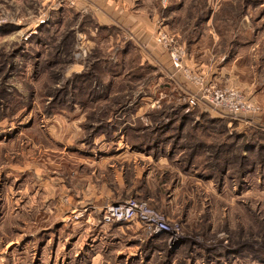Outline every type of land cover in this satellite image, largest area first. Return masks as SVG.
<instances>
[{"label":"rangeland","instance_id":"obj_1","mask_svg":"<svg viewBox=\"0 0 264 264\" xmlns=\"http://www.w3.org/2000/svg\"><path fill=\"white\" fill-rule=\"evenodd\" d=\"M226 89L254 110L214 107ZM117 141L164 163L139 157L116 179L122 159L103 165L97 151L107 142L112 157ZM71 164L78 171L64 175ZM175 170L193 179L176 189ZM47 171L72 194L57 185L52 200L34 201L32 179ZM100 179L126 182L119 201L92 197ZM138 193L178 230L173 243L161 235L152 264H264V0H0V264H78L134 242L138 256L160 235L99 223Z\"/></svg>","mask_w":264,"mask_h":264},{"label":"crops","instance_id":"obj_2","mask_svg":"<svg viewBox=\"0 0 264 264\" xmlns=\"http://www.w3.org/2000/svg\"><path fill=\"white\" fill-rule=\"evenodd\" d=\"M141 21H143V23L144 22L146 23L145 19H142ZM192 119H194V121H197L198 118H192ZM126 134H125V136L128 137L129 133H126ZM116 144L119 146V148H116L115 152L111 153L112 157L109 156V150L108 149L106 150V146H109V143H107V142H106V144L104 143L102 146H100L98 151H97V153L100 152L102 154L101 155L102 161L100 163L103 165L108 163L105 160L106 158L113 159V157H116L118 159H122V161L112 162L115 165V167H114V165H112V167H114V169L117 171L115 174L116 179H118L119 177L128 176L129 172L132 171V169H134L136 171V167H138V166L134 163L137 161V159L139 157H140V159L146 160L145 165L147 168H149V166H150L148 164L149 163L152 164V162L164 163L163 160H161V158H159L158 161H155V158L152 157L151 154H149V155H145V154L143 155V154H139V153L137 154L135 152H131L132 149L129 147H123V149H121L120 148L121 141H117ZM159 148H161V144L159 145ZM80 154L82 155L80 157L83 158L84 160H86V154L87 153L81 152ZM114 154H115V156H114ZM67 157L72 159V160H76V161L78 160V158L76 156H73V155L71 156L68 154ZM133 159H134V163L131 162ZM52 162L53 161H51V163L49 162L50 167H47V168H49V171H52L51 170ZM174 162H176V161H174ZM125 165L127 166V170H125ZM172 165L175 167V169H177L176 164H172ZM35 166H38V165H35ZM139 166H140V164H139ZM142 166H144V164H142ZM53 168L56 170V167L53 166ZM117 168L119 169V171H120V169L122 170L121 171L122 174H120L118 172ZM57 169H61V168H57ZM123 170H125L126 173ZM49 171H47L46 175L43 174V177H45V178H43L41 176V177H35L34 179H32L33 185L36 188L33 190V192L31 194H32L33 200L36 202L40 199H44L45 201L52 200L56 194V186L57 185L62 187L64 195H66L67 193L72 194V185L69 184L68 181H66V180H64V183L62 185L60 183L57 184L55 181L54 173L50 174ZM63 171H64V175H66V174L68 175V174H70V172L72 174L76 173L78 171V169L77 168L73 169V164H71L69 171L66 170V168L64 166H63ZM177 175H178V179H177ZM151 176H152V173L148 171V173H146V175L144 177L147 179V181L146 182L142 181L141 184L142 185L149 184V179ZM97 177H98V174H96V178ZM101 178H102V176H101ZM186 179H193V176L190 174V172H187L185 174H180L176 170H175V172L173 171V180L177 186L176 189L178 188V185L184 184ZM82 180H83V182H85L84 177L82 178ZM197 180H199V179H197ZM101 182H102L101 187H97V189L94 190L95 193H97V195L94 196V194H92V197H95V200L101 199L102 202H105V200L111 201V202L119 201V199H120V197H118L119 188L122 185L125 186L126 182L122 181V185H120V183H118V182H112V184L105 183L103 180H101ZM207 183H209V182H207ZM114 187H116V189ZM209 187H210V184H209ZM130 189H131V187L128 185L127 193H130ZM85 191L88 194V189L87 190L81 189L80 195L78 196L80 198L84 197L83 200H81L83 202H85V200H86V202L88 201L87 200L88 198L86 197ZM136 195L138 197H141V199H143L144 201H147L150 204V206H155L156 199L154 196L150 195V196H147V198H145V197L141 196L142 193L141 194L138 193ZM69 198H71L70 195H69ZM138 200H140V199H138ZM83 202H81V203H83ZM37 210L39 211V208H37ZM119 227H117V228H119ZM113 228H115V227H113ZM124 232H126V231H124ZM126 233L130 234L132 232L127 231ZM132 237H133V234H132ZM161 240H162L161 237L158 236V237L154 238V240L152 239V240H148L147 243H142V245H148V246H147L146 250H142L140 252L138 251L139 252L138 256H136L137 251L135 250L136 248L138 249V247L135 245V242H134V245L133 244H132V246L129 245L127 247V249H125V251L119 250V249H124V248H117V250L114 253H107L108 251H106V253H101L100 255H96L97 257H95V259H93L92 261H89L90 257L86 256L85 259H83V260L78 259L79 260L78 264H152L156 254H157V250H158L157 246L159 245ZM119 243L120 242H114V243H106V242L101 243L100 242V244L103 245V249H105V250L113 249V248H110V246L113 247V244H119ZM104 254L107 256H105ZM110 254H112V255L110 256ZM159 254H161V252H159Z\"/></svg>","mask_w":264,"mask_h":264},{"label":"built area","instance_id":"obj_3","mask_svg":"<svg viewBox=\"0 0 264 264\" xmlns=\"http://www.w3.org/2000/svg\"><path fill=\"white\" fill-rule=\"evenodd\" d=\"M156 41L160 45H168V34L164 29H159L156 35ZM185 56V50L179 45H175L171 50L172 62L176 69H183ZM208 96L209 94L207 97ZM212 96V105L226 111L231 116H239L242 112H251L254 110L252 105L247 104L242 97L232 89L215 92ZM189 105L195 106L197 102L195 99H190ZM126 222H138L145 231L153 235L171 236V243L178 240L177 228L172 227L167 221V218L154 210L150 204L144 200L132 199L120 204H109L102 210V217L99 219L100 226L102 227Z\"/></svg>","mask_w":264,"mask_h":264},{"label":"trees","instance_id":"obj_4","mask_svg":"<svg viewBox=\"0 0 264 264\" xmlns=\"http://www.w3.org/2000/svg\"><path fill=\"white\" fill-rule=\"evenodd\" d=\"M187 117H188V115H187ZM176 124L177 123H175L174 125H172V126H170V128L169 129H174L175 127H176ZM182 124V123H181ZM170 135V134H169ZM168 137V136H167ZM180 137V136H179ZM187 158V160H188V163H189V165L191 166V167H189V168H194V166H192L191 164H193V160H194V156L193 155H191V156H188V157H186ZM209 176V175H208ZM161 237V236H160ZM156 238V237H155Z\"/></svg>","mask_w":264,"mask_h":264}]
</instances>
